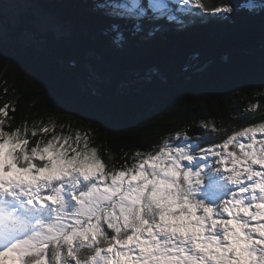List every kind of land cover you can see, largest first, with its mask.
Wrapping results in <instances>:
<instances>
[{
	"label": "snow or ice",
	"instance_id": "snow-or-ice-1",
	"mask_svg": "<svg viewBox=\"0 0 264 264\" xmlns=\"http://www.w3.org/2000/svg\"><path fill=\"white\" fill-rule=\"evenodd\" d=\"M173 3L200 19L236 11L228 2ZM241 8L256 14L264 5ZM92 11L140 33L171 8L167 0H96ZM106 32L114 45L125 40L119 23ZM10 107L17 110L5 104L0 117ZM5 123L0 118V264H264L261 101L237 114L230 131L204 125L219 142L202 147L178 131L148 151L125 152L119 168L90 146L87 132L64 135L54 120L9 130Z\"/></svg>",
	"mask_w": 264,
	"mask_h": 264
},
{
	"label": "trees",
	"instance_id": "trees-1",
	"mask_svg": "<svg viewBox=\"0 0 264 264\" xmlns=\"http://www.w3.org/2000/svg\"><path fill=\"white\" fill-rule=\"evenodd\" d=\"M94 2L37 0L41 10L71 28L69 35L41 34L33 26L37 17L32 12L9 33L14 43L0 36V107L17 109L10 107L8 117H0L5 130L54 120L56 132H87L90 146L98 148L109 166L114 161L108 157H116L119 168L128 158L125 152L133 156L137 149L148 151L178 131H186L202 147L219 142V134L204 125L230 131L249 103H264L259 95L264 93V9L256 14L242 9L249 0H201L209 9L226 2L236 9L231 17L203 19L173 5L174 15H157L140 33L130 31L124 20L93 13ZM251 2L264 5V0ZM0 20L6 22L1 15ZM110 23L124 30L125 40L118 46L106 32ZM25 26L52 43L25 46L24 32H18Z\"/></svg>",
	"mask_w": 264,
	"mask_h": 264
},
{
	"label": "rangeland",
	"instance_id": "rangeland-1",
	"mask_svg": "<svg viewBox=\"0 0 264 264\" xmlns=\"http://www.w3.org/2000/svg\"><path fill=\"white\" fill-rule=\"evenodd\" d=\"M125 2H126V0L123 1V3H125ZM141 2H142V0H141ZM167 2L170 4L171 11H172V7L174 5V6H177L178 11L181 10V12H184L182 5H178V4L173 3V0H167ZM147 3H148V0H146V5H147ZM253 4L256 5V3H253ZM190 7L194 8L195 5H191ZM32 12H34V14L37 17L36 22L35 23L33 22V26L35 28H37L41 34H47V33L51 32L55 36L56 35L59 36V35L64 34V33H66L68 35L71 33V28L69 26H65L61 22L59 17H57L53 14H48V13L44 12L43 10H41V8L37 6V0H18L15 3H10L7 0H0V15L3 16V21L5 18V20H7L8 24L10 25V27H7L5 25L6 22L4 24L0 23V36H2V38L4 39L5 42L14 43L11 41L12 38L9 36V33L12 32V28H19L21 26V21H22L23 15H25L27 13L32 14ZM170 14H173V13L170 12ZM174 17H175L174 19H177V16H174ZM0 22H2V21L0 20ZM30 28H31V26H25V27H22L18 31V32H21V31L24 32V35H23V38L21 39V42L25 46L37 45L38 43L41 46H45L47 43L46 38L38 39L37 38V37H39L38 34H32L31 30H29ZM12 37H15V35H13ZM48 40H50V39H48ZM41 48H44V47H41ZM74 66L78 67L79 65L75 64ZM152 75H153V72L148 74V76H152ZM92 90H93V92H97L94 84L92 86ZM82 133H84L83 130H82ZM64 135H68V133H65ZM212 159H213L212 157H209V162H211Z\"/></svg>",
	"mask_w": 264,
	"mask_h": 264
},
{
	"label": "water",
	"instance_id": "water-1",
	"mask_svg": "<svg viewBox=\"0 0 264 264\" xmlns=\"http://www.w3.org/2000/svg\"><path fill=\"white\" fill-rule=\"evenodd\" d=\"M8 2H10V3H15V2H17L18 0H7ZM4 20H5V18H4ZM6 22H7V20H5ZM33 29V28H32ZM35 34H37L36 32H35ZM47 40V42L48 43H52V40L50 39V40H48V39H46ZM199 57H197V59H198ZM80 67V66H79ZM80 69L82 70V67H80ZM93 86V84H91V87Z\"/></svg>",
	"mask_w": 264,
	"mask_h": 264
},
{
	"label": "bare ground",
	"instance_id": "bare-ground-1",
	"mask_svg": "<svg viewBox=\"0 0 264 264\" xmlns=\"http://www.w3.org/2000/svg\"><path fill=\"white\" fill-rule=\"evenodd\" d=\"M5 43V42H4Z\"/></svg>",
	"mask_w": 264,
	"mask_h": 264
}]
</instances>
